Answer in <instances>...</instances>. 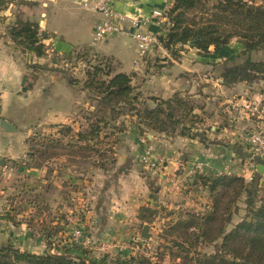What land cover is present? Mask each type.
Wrapping results in <instances>:
<instances>
[{
	"label": "crops",
	"instance_id": "crops-1",
	"mask_svg": "<svg viewBox=\"0 0 264 264\" xmlns=\"http://www.w3.org/2000/svg\"><path fill=\"white\" fill-rule=\"evenodd\" d=\"M19 1L33 5L29 19L36 22L39 30L46 34L42 40L46 49L43 56L21 50L5 36V28L0 24V118L14 127L9 131L0 127V157L8 159L9 156L11 163L15 164L16 158L27 150L25 140L35 126L70 124L78 117V111L88 106L83 86L67 84L59 70L42 68L47 62L56 68L58 57L68 55L77 48L87 47L101 56L111 57L116 65L115 72L128 74L131 84L144 96L158 99H167L174 94L188 96L197 103L194 112L203 110L208 111L209 115L214 112V117L224 103L229 113H235L242 104L243 97L238 96L239 89H246L240 84L223 88L217 85L216 79L223 71L224 62L229 63L238 54L240 43L230 41L217 51L210 46L206 52L186 45L183 55L177 60L159 44L143 61L134 64L135 44L129 33L132 28L128 30L127 23L124 31L112 32L104 41H93V27L100 18V14L92 9L95 0ZM166 1L115 0L113 5L116 11L129 18L143 19L153 8L163 7ZM3 11L8 16L10 4ZM144 28L156 35L161 33L160 27L153 23L146 24ZM23 86L25 90H22ZM148 101L149 109L156 106L157 100ZM234 120L225 122L221 128L211 126L204 140L197 136L177 134L152 136L151 144L159 145L158 148L155 146L150 158L156 166H160L157 180L164 184L176 178L188 177L193 180L196 173L213 178L221 174L247 172L249 167L245 166V160L250 152L247 144L243 143L244 146L240 147L242 132L237 130L238 124L234 123L238 118ZM118 138L120 153L116 165L120 170L122 164L123 171L115 178L114 186L113 182L103 181L104 185L115 187L108 190L114 189L117 194L111 197L107 192L106 197L99 196L96 199L93 196L85 210L74 211V215L61 219L62 227L57 231L63 245L59 249L61 252L65 247L67 252L83 256L82 249L90 247L97 250L94 244L107 242L110 247L104 253H118L122 240L134 232L129 225L134 220L136 210L143 204L152 206L153 199L145 197L147 184L153 177L141 164L143 139L132 125H128ZM254 160L255 167L263 165L264 172V159ZM19 167L16 169L19 173H28L26 166ZM16 170L13 167L12 172ZM85 184L89 187V183ZM163 190L161 187L159 193ZM25 226V223L10 225V236L14 241L18 240L19 246L26 243ZM75 227L81 229V238L73 237ZM38 248H41L40 245Z\"/></svg>",
	"mask_w": 264,
	"mask_h": 264
},
{
	"label": "rangeland",
	"instance_id": "rangeland-1",
	"mask_svg": "<svg viewBox=\"0 0 264 264\" xmlns=\"http://www.w3.org/2000/svg\"><path fill=\"white\" fill-rule=\"evenodd\" d=\"M252 1L256 4H264V0ZM170 3L171 0H167L163 6L166 9V20L163 30L158 35H165L169 28L167 10ZM9 4L10 14L5 16L3 10ZM32 6V4L29 5L19 0H0V24L5 28V36H8L7 28L14 22H34L29 19L32 15ZM188 16L191 17L192 14ZM231 42L240 43L237 38H233ZM240 45L241 49L238 54L229 63L224 62L223 71L216 77L217 85L223 88H231L240 84L246 89L245 91L239 89L240 95L238 96L243 97L239 109L235 113H229L224 103L223 108L215 117L212 115L214 112L209 115L208 111L203 110L199 113L194 111L190 113L186 112V109L177 108L175 112L181 119L180 126L184 124L200 140L206 138V131H211V126L221 128L225 122L237 118L238 120H234V123L238 124L237 130L240 132L262 130L264 133V72L254 73L257 78L250 82L241 81L231 85L224 82L223 74L227 68L241 67L247 59L264 63V48L242 53L243 45L242 43ZM175 50L174 56L170 51L169 53L177 60L183 55L184 47L177 46ZM101 57L105 56L99 55L90 48L81 47L74 49L68 55L58 57L56 68L62 72L67 84H69V78L75 81L74 84L69 85H80L85 90L86 71L97 64ZM42 67L50 70L56 69L53 64L49 66V62L43 64ZM262 69L264 71V66ZM134 88L140 93L139 106L141 109L149 110L150 101L148 99L154 102L157 100V105L173 97L158 99L144 96L136 86ZM178 97L183 99L187 106H192L193 110L197 107V103L188 96L178 94ZM86 98L89 102L88 106L80 109L78 117L70 124L35 126L26 137L27 150L16 158L15 164H12L15 170L20 168V165L26 166L27 174L23 175L17 170L0 174V245L10 244L21 251L66 255L74 259L83 258L84 254H87L97 260L107 255L148 259L152 264H198L199 261L215 255L220 249L223 236L246 217L245 186L253 179L257 185V203L259 200H264V172L256 169L254 159L258 161L259 158L251 154H248L245 160V166L249 167L247 172L224 174L226 177H239L243 180V185L234 184L225 188L219 186L213 192L209 189L211 184L205 179L211 181L223 174L209 178L196 173L193 180H189L188 177L176 178L173 182L169 180L161 184L156 177L160 166H150L141 160L149 176L153 177L147 184L145 194L146 198L153 199V204L152 206L143 204L136 210L134 220L129 225L134 232L122 240L123 242L118 246L120 247L119 252L105 254L104 251H97L98 249L90 247L82 249L83 256L67 252L68 249L65 247L61 252L59 249L63 248V245L57 233L61 226V219L64 220L67 215H74V211L85 210L93 196L96 199L99 196L106 197L107 192L111 197L117 194L114 189L108 190V188H115L112 187L115 178L123 171L122 164H120V170L116 165V159L120 153L117 146L119 145L118 137L127 126L135 127L142 137L144 144L142 156L146 147H151L150 158L155 151V146L156 148L159 146L151 144L152 136L156 137L160 134L168 136L151 130L144 124V121L139 123L135 114L126 113L116 119L115 126L112 123L101 126L98 136L90 142H79L76 135L88 131L95 117L104 114L106 109V105L100 103V100L87 90ZM119 126H124V130L120 131ZM243 143L246 144L244 139L239 140L240 147L244 146ZM7 160L10 162L9 156ZM30 168L33 169L30 170ZM106 171L110 172L106 173ZM103 181L113 182L112 186L104 185ZM86 182L89 183V187L85 184ZM161 187L164 190L159 193ZM212 204L216 205L215 212ZM75 206H77L76 209H74ZM210 212L214 213L212 221L207 219ZM91 221L95 223L94 220ZM22 223L26 225L24 233L26 243L24 246H19L18 240L14 241L10 236V225L17 226ZM144 225L148 227V237L141 235ZM220 231L224 232L220 233ZM105 244L109 249L110 244L107 242ZM39 245L41 248H38ZM97 245V243L94 244L96 247Z\"/></svg>",
	"mask_w": 264,
	"mask_h": 264
},
{
	"label": "trees",
	"instance_id": "trees-1",
	"mask_svg": "<svg viewBox=\"0 0 264 264\" xmlns=\"http://www.w3.org/2000/svg\"><path fill=\"white\" fill-rule=\"evenodd\" d=\"M167 17L170 22L169 28L165 35H158V39L163 48L170 51L173 56L177 46L182 48L187 45L205 52L213 46L217 51L233 38L242 43V53L264 48V4H256L252 0H171ZM7 35L21 50L35 53L37 56L45 54L46 48L42 40L46 35L39 30L36 22H14L7 28ZM263 66V62L247 59L241 67L227 68L223 74L224 82L231 85L241 81H253L257 78L254 73L264 72ZM115 69L116 65L111 57H101L97 64L86 71L84 87L91 95L97 97L100 103L105 104L106 109L104 114L95 117L88 131L76 135L79 142H90L98 136L101 126H107L109 123L115 126L116 119L126 113L135 114L139 123L144 121L145 125L158 133L168 136L176 134L196 136L184 124L180 126L181 119L175 113L177 108L186 109V112L191 113L193 107L187 106L178 94H174L168 101L158 103L153 109H141L140 93L132 86L131 77L124 72H115ZM74 82L68 78L69 84ZM118 129L122 131L124 126H119ZM205 180L211 184L209 189L212 192L219 186L225 188L234 184L243 185V180L239 177L225 175L211 181ZM245 192L246 217L223 236L220 249L215 255L199 261L198 264H264V200L257 203V185L254 179L245 186ZM212 208L215 212L216 205L212 204ZM209 214L207 219L212 221L214 213ZM0 264L152 263L148 259L107 255L98 260L87 254H84L83 258L74 259L66 255L21 251L10 244H1Z\"/></svg>",
	"mask_w": 264,
	"mask_h": 264
},
{
	"label": "built area",
	"instance_id": "built-area-1",
	"mask_svg": "<svg viewBox=\"0 0 264 264\" xmlns=\"http://www.w3.org/2000/svg\"><path fill=\"white\" fill-rule=\"evenodd\" d=\"M115 0H95L92 4V9L100 14L99 20L93 27V41L95 43L104 41L112 32H121L125 30V23L128 24L127 29L132 28L130 33L135 44V59L134 64L143 61L149 53H151L160 43L158 35L145 30V25L149 23L156 24L163 30L166 20V9L163 7H155L151 10L146 18H129L126 14L115 10L113 2ZM84 6H87L84 3ZM240 138L244 139L250 154L253 157L264 159V133L262 130H251L240 134ZM151 147H146L142 156V162L156 166L155 161L150 159ZM13 170V164L7 159L0 157V174H5ZM73 237L78 239L82 237L80 228L73 229ZM87 244V243H86ZM98 250L105 251L108 246L105 243H100L96 247Z\"/></svg>",
	"mask_w": 264,
	"mask_h": 264
},
{
	"label": "water",
	"instance_id": "water-1",
	"mask_svg": "<svg viewBox=\"0 0 264 264\" xmlns=\"http://www.w3.org/2000/svg\"><path fill=\"white\" fill-rule=\"evenodd\" d=\"M24 82V79H23V81H22V83ZM23 89L22 90H25L26 89V87H22ZM0 127H2L4 130H6V131H9V130H11V129H13L14 127H13V125L11 124V123H9L8 121H6L5 119H3V118H0ZM262 166L263 165H261V164H258L257 165V167H256V169L258 170V171H262ZM148 227L146 226V225H144L143 227H142V231H141V235L143 236V237H148Z\"/></svg>",
	"mask_w": 264,
	"mask_h": 264
}]
</instances>
